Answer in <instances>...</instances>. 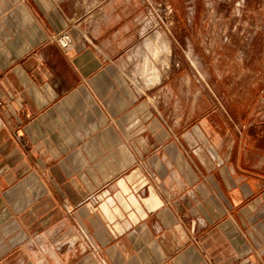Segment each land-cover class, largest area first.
Returning a JSON list of instances; mask_svg holds the SVG:
<instances>
[{
	"label": "crops",
	"instance_id": "crops-1",
	"mask_svg": "<svg viewBox=\"0 0 264 264\" xmlns=\"http://www.w3.org/2000/svg\"><path fill=\"white\" fill-rule=\"evenodd\" d=\"M133 1L0 0V264H264L260 83L166 111Z\"/></svg>",
	"mask_w": 264,
	"mask_h": 264
},
{
	"label": "rangeland",
	"instance_id": "rangeland-1",
	"mask_svg": "<svg viewBox=\"0 0 264 264\" xmlns=\"http://www.w3.org/2000/svg\"><path fill=\"white\" fill-rule=\"evenodd\" d=\"M132 6L145 27L142 40L121 50L122 66L137 86H156L152 92L166 111L176 99L186 114L195 100L196 114H206L222 99L252 96L260 83L255 109L264 115V0H134ZM146 62L159 74L149 73Z\"/></svg>",
	"mask_w": 264,
	"mask_h": 264
},
{
	"label": "built area",
	"instance_id": "built-area-1",
	"mask_svg": "<svg viewBox=\"0 0 264 264\" xmlns=\"http://www.w3.org/2000/svg\"><path fill=\"white\" fill-rule=\"evenodd\" d=\"M54 40L58 42L63 48H66V49L71 48L76 44V39L74 38L70 30L68 29L55 35ZM92 199L96 201L95 197H92Z\"/></svg>",
	"mask_w": 264,
	"mask_h": 264
},
{
	"label": "bare ground",
	"instance_id": "bare-ground-1",
	"mask_svg": "<svg viewBox=\"0 0 264 264\" xmlns=\"http://www.w3.org/2000/svg\"><path fill=\"white\" fill-rule=\"evenodd\" d=\"M146 67H147V70L149 71V73H152L153 75L155 74H159V71H157V69L155 67H153L152 65H150L149 63L146 62ZM149 78V76H147ZM147 78V79H148ZM148 82V81H147Z\"/></svg>",
	"mask_w": 264,
	"mask_h": 264
}]
</instances>
